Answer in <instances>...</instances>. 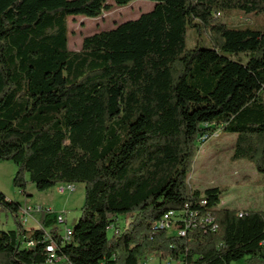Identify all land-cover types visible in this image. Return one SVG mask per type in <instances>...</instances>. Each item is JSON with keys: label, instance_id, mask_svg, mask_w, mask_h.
Masks as SVG:
<instances>
[{"label": "trees", "instance_id": "trees-1", "mask_svg": "<svg viewBox=\"0 0 264 264\" xmlns=\"http://www.w3.org/2000/svg\"><path fill=\"white\" fill-rule=\"evenodd\" d=\"M111 1L50 0L26 18L20 6L37 2L2 4L0 161L16 166L13 186H84L61 264H140L161 253L181 264H264V209L238 217L218 207L220 187L188 184L199 145L218 133L235 135L231 159L264 181V29L221 19L264 15V0H142L153 9L69 50V19L137 0ZM189 29L205 33L209 48L188 49ZM0 209L17 225L0 230V264H45V231L59 238L54 215L26 230L19 203L0 193ZM169 211L209 213L217 231L166 236L154 225Z\"/></svg>", "mask_w": 264, "mask_h": 264}, {"label": "rangeland", "instance_id": "rangeland-1", "mask_svg": "<svg viewBox=\"0 0 264 264\" xmlns=\"http://www.w3.org/2000/svg\"><path fill=\"white\" fill-rule=\"evenodd\" d=\"M34 2V1H33ZM56 3V2H55ZM108 3H112L108 0ZM154 5L151 1L137 0L125 7H113L110 11L96 19L85 17H74L69 19L68 23V48L71 51H79L84 37L95 33L113 29L117 25L137 19L141 14L152 10ZM26 6L24 3L20 6L18 15L26 18L39 7V4L33 9L23 12ZM2 4H0L1 9ZM3 9V8H2ZM221 19L231 27L241 29L251 28L254 30L264 29V15L245 16L244 14H223ZM195 45L202 48H209L208 38L205 33H201L198 37L194 29H189L186 35V47L188 49ZM233 59H241L246 61L244 55L233 56ZM235 135L230 133H218L209 138L207 142L199 145L198 153L188 173V184L191 188L203 191L208 188L220 187L225 192L221 196L219 208L230 207L239 211L264 209V181L260 173L256 171L254 166L245 160L231 159ZM16 173V166L11 162L0 161V193H2L10 201L19 203L22 208L26 206H41L49 209L53 213H61L66 219L68 231L72 233L79 216L81 207L84 203V186L82 184L73 185L74 191L66 190L63 194H59L57 189L62 187L56 185L46 191H38L36 185L27 183L28 197L15 188L12 184L13 177ZM26 186V187H27ZM244 209V210H242ZM126 224L123 218L116 221V226L122 229ZM17 225L13 214L8 210L0 209V230H15ZM29 230L35 228L33 222L27 225ZM111 235V232H108ZM159 255H150L144 261L147 264H165V259ZM151 258V259H150ZM170 264H178L172 260Z\"/></svg>", "mask_w": 264, "mask_h": 264}, {"label": "built area", "instance_id": "built-area-1", "mask_svg": "<svg viewBox=\"0 0 264 264\" xmlns=\"http://www.w3.org/2000/svg\"><path fill=\"white\" fill-rule=\"evenodd\" d=\"M204 140V139H203ZM57 192L59 194H63L66 190L73 192V185H61ZM53 214L55 219L54 226L58 230L59 238L54 239L48 231H45V241L48 242L45 247L44 256L42 259L45 264H61L65 261L63 257L58 254L59 246H64L65 244V236H68V227L66 226V219L61 213H53L49 209H44L43 207H32L26 206L21 208V211L18 215V221L24 227L28 224V221L32 214ZM244 212H239L238 217H242ZM40 228V225L37 226ZM154 228L157 230H164L166 236H174L177 238H185L190 231L195 230H209L211 232L217 231V224L215 220L211 217L209 213L200 214L197 212H184V211H169L160 221L155 223ZM27 247H33L34 242L32 240H28L25 242ZM151 259V258H150ZM165 264H170L172 259L168 256L167 259L164 260ZM178 264H181L180 261H177ZM140 264H147L146 261H142ZM241 264V263H235Z\"/></svg>", "mask_w": 264, "mask_h": 264}, {"label": "crops", "instance_id": "crops-1", "mask_svg": "<svg viewBox=\"0 0 264 264\" xmlns=\"http://www.w3.org/2000/svg\"><path fill=\"white\" fill-rule=\"evenodd\" d=\"M4 1L5 0H0V4H3L4 3ZM37 2V4H39V6H41V5H45L46 3H48V1H50V0H32V2ZM30 3L31 2H29L28 3V5L26 6V7H24V9H22V14H23V12H24V14H25V12L26 11H28L29 10V7H30ZM153 7H154V5L152 6V9H153ZM2 8V7H1ZM1 10V9H0ZM26 178H27V176H26ZM28 187H29V185L26 187V189H25V195H24V197L26 198V197H28V193H27V191H28ZM22 193V192H21ZM8 199V198H7ZM9 200V199H8ZM22 208V207H21ZM223 208H229V209H234L233 207L232 208H230V207H223ZM242 210H244V209H242ZM246 210H249V209H246ZM252 210V209H251ZM41 215L42 214H39V213H34V214H32V216L30 217V219H29V221H28V224H29V222H33V224H34V226H35V228H37V226L38 225H40V217H41ZM27 224V225H28ZM27 225L26 226H24V229H26V230H29L28 228H27ZM35 228H33V229H35ZM32 230V229H31Z\"/></svg>", "mask_w": 264, "mask_h": 264}, {"label": "bare ground", "instance_id": "bare-ground-1", "mask_svg": "<svg viewBox=\"0 0 264 264\" xmlns=\"http://www.w3.org/2000/svg\"><path fill=\"white\" fill-rule=\"evenodd\" d=\"M71 232L70 231H68V236H65V242H67V241H69L70 239H72L71 238ZM69 243V242H68Z\"/></svg>", "mask_w": 264, "mask_h": 264}]
</instances>
